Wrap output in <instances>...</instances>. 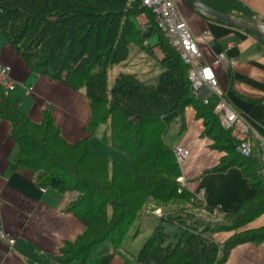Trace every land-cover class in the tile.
Here are the masks:
<instances>
[{"label":"trees","instance_id":"trees-1","mask_svg":"<svg viewBox=\"0 0 264 264\" xmlns=\"http://www.w3.org/2000/svg\"><path fill=\"white\" fill-rule=\"evenodd\" d=\"M202 1L243 19L255 16L237 0ZM141 14L150 22L145 30L137 24L136 18ZM153 35L156 41L149 46L146 40ZM0 36L17 50L32 72L75 90L82 88L88 103L90 116L85 125L88 135L70 142L55 124L50 105L42 109L41 120L34 121L18 104L10 102L0 87V121L10 123L18 147L12 169L19 173L30 170L36 183L62 194L68 193L67 187L78 193L66 210L83 223V230L75 240L65 241L56 257L59 261L76 260L83 264L103 250L104 241L118 237L122 240L128 233L127 223L134 222L126 217L136 215V209L141 208L134 205L143 198L141 194L161 200L176 195L192 201L196 195L180 186L177 179L181 170L173 147L165 141L171 121L178 118L183 122L188 105H193L197 116L204 119L205 131L213 138L212 147L224 152L219 162L204 172H222L239 165L256 192L244 199L237 210L221 216L234 217V223L231 220L205 223L195 217L187 223L196 230L176 235L173 241L165 223L177 224L185 215L160 216L159 224L130 264H223L237 244L264 241V224L245 227L264 212V180L254 167L264 168L259 155L253 151L250 156H242L236 151L237 141L229 130L222 128L214 113L216 98L211 97L205 104L203 97L195 95L188 65L140 0H0ZM155 46L162 54L160 61L152 49ZM135 47L165 67L150 79L138 73L119 72L110 86L109 68L127 60ZM102 106L108 110L100 115ZM111 118L107 141L130 157L129 165L109 161L89 145L96 125ZM214 128L220 132L216 137L211 134ZM67 149L80 153L72 164L68 163ZM89 157L103 162L107 171L99 172V166L92 164L93 172H85L87 168L79 164ZM122 172L124 175L118 179L117 173ZM155 172L163 175L152 177ZM131 177L136 180L133 185H129ZM197 200L207 208L200 198ZM222 231L233 233L219 242L214 234Z\"/></svg>","mask_w":264,"mask_h":264},{"label":"crops","instance_id":"crops-1","mask_svg":"<svg viewBox=\"0 0 264 264\" xmlns=\"http://www.w3.org/2000/svg\"><path fill=\"white\" fill-rule=\"evenodd\" d=\"M237 1L264 21V0ZM175 3L196 37L202 52L199 63L211 62L221 51H225L228 61L236 60L234 64L217 67L216 75L226 99L252 123L254 130L250 139L254 155H259L264 165V147L256 139V133H264V46L251 33L217 21L183 0H175ZM139 17L147 18L145 14ZM0 63L11 67L16 86H29L28 92L35 97V104L29 111H24L31 119L40 121L42 109L50 105L55 124L68 141L74 142L88 135L85 125L90 112L83 91L34 74L17 50L1 36ZM12 91L5 94L10 102ZM205 94L204 89L195 92L201 98ZM176 124L171 146L181 144L189 149L180 166L184 185L209 211L219 207V216L237 210L244 199L256 192L242 168L234 165L222 172H204L216 165L224 152L212 147L213 138L206 133L204 119L197 116L193 105L185 107L183 122L178 120ZM10 131V123L0 121V230L15 237L11 246L0 240V264H79L76 260L61 262L56 258L65 241L75 240L83 230V223L66 210L70 196L39 185L32 179L30 170L19 173L12 169L18 147ZM254 167L262 173L264 180V168ZM263 224L264 212L245 227L257 228ZM231 234L232 231H222L214 237L222 242ZM130 256L119 248L105 245L101 252L83 264H130L135 258L128 263ZM223 264H264V241L237 244Z\"/></svg>","mask_w":264,"mask_h":264},{"label":"rangeland","instance_id":"rangeland-1","mask_svg":"<svg viewBox=\"0 0 264 264\" xmlns=\"http://www.w3.org/2000/svg\"><path fill=\"white\" fill-rule=\"evenodd\" d=\"M139 16H137L136 18L137 24L141 27L142 30H145L148 27L150 22H148L147 18L139 17ZM155 41H156V35H153L151 38H148L146 40L149 46L153 45ZM155 47H153L152 49H154ZM134 49L135 50H131L130 53L128 54L127 60H124L120 62L119 64L118 63L113 64L114 65L113 68H109L108 77H109L110 86L113 85L114 79L119 72L138 73L139 75L144 76V78L150 79V78L157 76L165 67V64L155 63L154 58H151L150 56L146 54H142V51H140L137 47H135ZM154 52L155 54H157V56H159L157 57V59L158 61H160V58H162V54L160 50L158 49V47H156V50L154 49ZM26 86L27 88L26 87L23 88L21 85L17 84L16 90L12 91L11 96H10V99L12 100L13 103H16L18 105L20 103V106L23 109V111L24 110L29 111L35 104V97L31 94V92H28L29 86L28 85ZM80 90L84 92L82 88ZM77 109L79 113L82 114L81 109L79 108ZM101 110H102V113L100 115L106 114L108 107L102 106ZM100 117L102 116H99V118ZM112 120L113 119L111 118L106 121L99 122L96 125L95 129L93 130L91 136L88 139L89 145L96 152L106 155L109 158V161L115 160L121 164L129 165L131 164L130 157L124 151L111 145L107 141V137L110 135L107 129L109 128V125L112 123ZM178 120H179L178 118L177 119L174 118L171 121L169 128L167 130V133L165 135V141L170 146L173 144V132L177 125L176 123ZM38 133L41 134L40 131H38ZM211 134L216 137V135L220 134V132L218 128H214ZM65 154L69 161L68 163H71V164L80 155L78 150H74V149L65 150ZM92 164L99 166V168H97L99 172L107 171L106 170L107 166L103 162H101L98 159L91 158V157L87 158L86 161L79 164V166L80 167L85 166L87 168V169H84L85 172H93L94 165ZM178 165L180 168V164ZM117 174H119L118 179L119 178L121 179L122 178L121 176L124 175V172L117 173ZM135 175L139 176L140 174L136 173ZM143 175H148V174H141L140 176H143ZM161 175H163V172H158V173L155 172V174H151V176L155 178L161 177ZM42 176H44V174H42ZM132 177H131V180L128 179L130 181L129 185H133V183H136V180ZM183 183L184 181L180 182L181 187L185 186ZM66 191H68L67 194L70 196L69 201L67 203L68 205L69 203L71 202L73 203L75 201L78 193L75 191H72L70 187H67ZM115 195L116 196L118 195V191L115 192ZM141 195H143V198H140V201H136L134 203L136 207L140 206L141 208L136 209L138 210L136 212V215L132 213V214H128V217H126V219L131 217L130 219L134 220V222L132 223L131 222L127 223L128 233H126L124 237H122V240L119 239L118 237L117 239L114 238V240L113 238H110L104 241V244L106 246H113L115 248H119L123 250L127 254V256H130L133 253L134 254L133 257H136L142 245L146 242L148 237L152 235L153 228L159 224L160 216L167 218L173 214V218H175L174 217L175 215L182 213L186 217L183 220H179L177 224L165 223L166 230L169 233L170 240L172 241L177 238L176 235L179 236L182 233H186V232L191 233L196 230L195 227H192L188 224L190 220L196 219L195 217H198V219L200 218L204 220L205 223L211 222V221H217V220H220V221L231 220V224H232L235 221L234 217H230V218L221 217L218 214H215L214 211H209L207 208L202 207V204H200V201L197 200L199 199L197 198V196H194V198H192V201H190L189 197L180 198V197H177L176 195L166 200L155 199V197H148L145 194H141ZM134 196H137V195H134ZM132 199H134V197H132ZM173 220H176V219H173ZM121 227L123 229L125 226H121ZM188 228L189 230H187ZM133 257L130 256L131 260H129L128 263H130L133 260Z\"/></svg>","mask_w":264,"mask_h":264},{"label":"built area","instance_id":"built-area-1","mask_svg":"<svg viewBox=\"0 0 264 264\" xmlns=\"http://www.w3.org/2000/svg\"><path fill=\"white\" fill-rule=\"evenodd\" d=\"M142 4L154 14L158 28L170 38L173 47L179 52L182 61L188 65V77L194 92H202L203 102L208 104L211 97L216 98L214 112L218 116L222 128L229 130L232 137L237 141L236 151L242 156H250L253 151V143L250 133L254 127L250 120L225 97L220 88L216 75L217 67L234 64L236 60H227L225 51L219 52L211 62L199 63L202 52L197 44L196 37L191 31L187 20L178 9L175 0H140ZM208 32H204L207 34ZM16 80L11 75V67L0 63V87L4 94H8L16 87ZM258 143L264 147V133H256ZM176 161L182 164L189 154V149L183 145H176L173 149ZM183 181L182 176L178 177ZM215 214L220 211L219 207L213 209ZM0 240L8 245H13L15 237L0 230Z\"/></svg>","mask_w":264,"mask_h":264},{"label":"water","instance_id":"water-1","mask_svg":"<svg viewBox=\"0 0 264 264\" xmlns=\"http://www.w3.org/2000/svg\"><path fill=\"white\" fill-rule=\"evenodd\" d=\"M183 1L190 6L201 9L209 16L214 17L216 20L226 25L251 33L264 46V21L259 19L257 15L253 16L251 19H243L234 14L216 10L202 0Z\"/></svg>","mask_w":264,"mask_h":264}]
</instances>
